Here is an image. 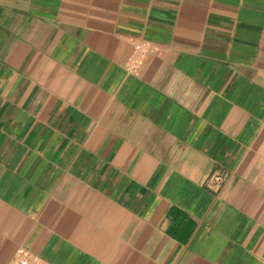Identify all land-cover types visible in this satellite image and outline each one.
<instances>
[{
	"label": "crops",
	"instance_id": "1",
	"mask_svg": "<svg viewBox=\"0 0 264 264\" xmlns=\"http://www.w3.org/2000/svg\"><path fill=\"white\" fill-rule=\"evenodd\" d=\"M20 247L264 264V0H0V264Z\"/></svg>",
	"mask_w": 264,
	"mask_h": 264
},
{
	"label": "built area",
	"instance_id": "2",
	"mask_svg": "<svg viewBox=\"0 0 264 264\" xmlns=\"http://www.w3.org/2000/svg\"><path fill=\"white\" fill-rule=\"evenodd\" d=\"M136 52L131 55L130 62L132 66L138 65L143 56V48L140 43L135 45ZM221 176L217 174H212L208 178L209 183L219 184L221 182ZM6 264H42L41 259H39L35 254L25 247H20L16 250L13 257Z\"/></svg>",
	"mask_w": 264,
	"mask_h": 264
}]
</instances>
